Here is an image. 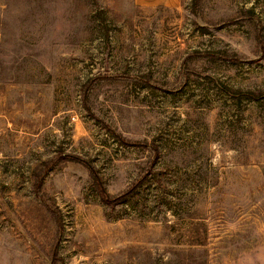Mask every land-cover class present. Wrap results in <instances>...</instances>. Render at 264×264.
I'll return each instance as SVG.
<instances>
[{"label":"rangeland","instance_id":"1","mask_svg":"<svg viewBox=\"0 0 264 264\" xmlns=\"http://www.w3.org/2000/svg\"><path fill=\"white\" fill-rule=\"evenodd\" d=\"M0 264H264V0H0Z\"/></svg>","mask_w":264,"mask_h":264},{"label":"trees","instance_id":"2","mask_svg":"<svg viewBox=\"0 0 264 264\" xmlns=\"http://www.w3.org/2000/svg\"><path fill=\"white\" fill-rule=\"evenodd\" d=\"M193 2H194V4H196V5H198V3L200 2V0H193ZM67 157H72V158H77V159H81V158H79V157H76V156H73V155H71V156H67V155H63V154H61V155H58V156H56V160L58 159V158H67ZM84 161V160H83ZM85 162V161H84ZM49 166H50V163H47ZM49 166H47L46 165V170L49 168ZM88 166H89V168H93V166L91 165V164H88ZM43 175H44V172H43V174H40V177L38 178V192L40 191V185H41V183H42V179H43ZM98 180V188H99V191H100V195H101V197L104 199V200H107V198H108V196H107V194H106V192H105V190H104V188L102 187V183H100V180H99V178H97ZM100 183V184H99ZM139 183V182H138ZM138 183L136 184V186L135 187H137V185H138ZM134 187V188H135ZM133 188V187H132ZM133 192V189L130 191V190H128L127 192H125L124 194H122V195H120V196H116L115 198H114V201H121V202H124L128 197H129V195L131 194ZM43 197V196H42ZM44 199V198H43ZM124 199V200H123ZM47 200H46V198H45V200H44V202L47 204V202H46ZM108 201V200H107ZM47 206H48V209L50 210V212H52V214H53V216L55 217V220H57V222H60L61 221V213H60V211L58 210V208L56 207V206H54V205H52V204H47Z\"/></svg>","mask_w":264,"mask_h":264},{"label":"crops","instance_id":"3","mask_svg":"<svg viewBox=\"0 0 264 264\" xmlns=\"http://www.w3.org/2000/svg\"><path fill=\"white\" fill-rule=\"evenodd\" d=\"M135 3L141 7H168L176 8L180 6L181 0H134Z\"/></svg>","mask_w":264,"mask_h":264}]
</instances>
